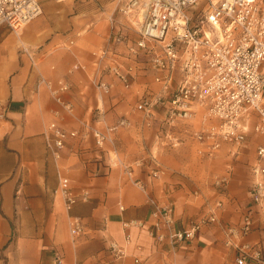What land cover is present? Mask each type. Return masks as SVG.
I'll return each instance as SVG.
<instances>
[{
    "label": "crops",
    "instance_id": "obj_1",
    "mask_svg": "<svg viewBox=\"0 0 264 264\" xmlns=\"http://www.w3.org/2000/svg\"><path fill=\"white\" fill-rule=\"evenodd\" d=\"M120 2L39 0L40 14L23 29L0 26V102L7 109L0 119V264H56V255L62 264H135L136 258L141 264H237L226 231L239 226L249 208V170L264 139L255 144L251 138L254 148L247 143L233 150L238 160L248 149V174L236 181L231 170L237 163H226L228 169L220 175L229 177L223 194L211 187L193 191L183 147L195 121L171 130L157 118L146 126L134 107L146 89L157 90L152 74L138 73L126 90L109 72L110 61L96 65L97 53L104 49L117 63H130L126 47L109 39L112 27L136 38L116 12ZM98 81L110 86L108 94L99 95ZM62 86L67 90L61 92ZM121 120L128 126L117 127ZM51 122L77 132L58 160L43 135ZM88 127L102 133L117 127L110 134L113 144L99 148ZM62 179L79 198L70 211L56 193ZM84 193L86 200L81 199ZM154 204L173 207L176 230L211 213L216 223L202 226L193 240L172 252L156 240ZM72 217L83 228L77 238L70 234ZM254 217V230L239 241L257 244L264 252V220ZM131 222L140 227L124 228ZM112 243L123 251L121 258L110 253Z\"/></svg>",
    "mask_w": 264,
    "mask_h": 264
},
{
    "label": "built area",
    "instance_id": "obj_2",
    "mask_svg": "<svg viewBox=\"0 0 264 264\" xmlns=\"http://www.w3.org/2000/svg\"><path fill=\"white\" fill-rule=\"evenodd\" d=\"M38 1L0 0V26L15 32L23 29L40 14ZM116 12L126 18L136 38L131 39L123 28L112 27L109 39L126 47L130 63H117L114 55L109 56L110 52L104 49L97 53L96 65L110 61L109 72L126 90L138 73L152 74L157 90L146 89L134 107L143 114L146 126L157 118H161V127L171 130L195 121L188 136L196 144L198 156L205 159L217 157L223 145L241 148L250 135L264 139V0H121ZM95 87L100 96L110 91V86L100 81ZM66 90V86L60 88L61 92ZM55 100L67 112L72 111L59 97ZM6 111L0 102V119ZM126 126L125 120L117 125ZM117 127L108 128L106 133L88 129L102 148L105 143L113 144L110 134ZM43 135L47 149L58 160L67 140L76 137L77 132L51 122ZM255 153L249 170V208L239 226L226 231V245L237 254V264H264L259 245L239 241L254 230V215L259 214L264 220V142ZM159 173L160 170L155 171L152 176L156 178ZM228 178L224 175L213 179L221 194ZM56 193L63 199L66 211L79 200L64 179ZM81 199L86 200L87 194ZM221 205V201L217 202L215 209ZM153 217L157 242H166L172 252L193 240L202 226L216 223L211 213L176 230L174 210L169 205L154 204ZM132 226L140 224H124V228ZM69 227L72 238L83 234L78 218H70ZM125 243L129 245V235L125 236ZM109 251L115 259L123 256L116 244L112 243ZM55 262L62 264V258L56 255ZM134 262L141 264L137 258Z\"/></svg>",
    "mask_w": 264,
    "mask_h": 264
},
{
    "label": "rangeland",
    "instance_id": "obj_3",
    "mask_svg": "<svg viewBox=\"0 0 264 264\" xmlns=\"http://www.w3.org/2000/svg\"><path fill=\"white\" fill-rule=\"evenodd\" d=\"M251 138L252 139L254 138L252 142L256 144V139L258 137L250 135L247 138L244 146L248 143L250 147H253V148L255 147L251 144L252 143ZM184 143L185 144L183 148H184L185 160L187 161V169L191 172V174H193L192 176H194V180L189 179L192 185L191 187L193 191L200 193L202 191H205L207 187H211V188H214L216 191H219L214 187L212 182L215 177H217L218 175L220 176L228 169V166H227L228 164L226 163H228L229 161H232V164H236V163L238 164V165L236 164V168L234 170L233 169L231 170V173L236 181L242 180L244 177H246V174H248V168L244 167L250 161V153L247 152L248 150L247 148L242 149V151L244 152L242 156L240 157V159L238 160L235 159L236 154H234L233 152V150H236V148L230 145L222 146V149L219 152V154L223 153V151L226 152V150L228 149L230 150V152L226 153L223 157H221V155L218 154L216 158L205 159V158H200L198 156L197 146L196 144H194L192 140H189L188 138V140ZM231 154H233V157L231 156ZM228 190H229V187H228ZM221 193L222 192H220L219 194ZM237 195H239L238 192H237Z\"/></svg>",
    "mask_w": 264,
    "mask_h": 264
}]
</instances>
